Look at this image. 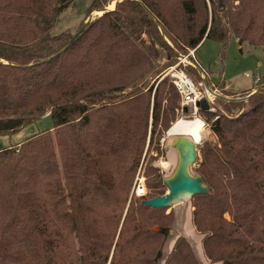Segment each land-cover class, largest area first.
Instances as JSON below:
<instances>
[{"label": "trees", "instance_id": "obj_1", "mask_svg": "<svg viewBox=\"0 0 264 264\" xmlns=\"http://www.w3.org/2000/svg\"><path fill=\"white\" fill-rule=\"evenodd\" d=\"M74 1L0 0V137L52 123L0 149V264H156L174 212L142 202L164 194L152 162L180 109L161 73L206 40L264 57V0H121L72 41L52 29ZM246 96L198 110L215 143L198 148L208 192L191 197V224L210 264H264V84ZM163 264L199 263L178 237Z\"/></svg>", "mask_w": 264, "mask_h": 264}, {"label": "rangeland", "instance_id": "obj_2", "mask_svg": "<svg viewBox=\"0 0 264 264\" xmlns=\"http://www.w3.org/2000/svg\"><path fill=\"white\" fill-rule=\"evenodd\" d=\"M89 1L90 0H76L66 9H64L60 13L57 23L52 29V33L59 34L64 32L73 35L74 37L85 23H87L90 19H93L95 16H99L96 10L109 8L110 6L108 5L107 7L88 11L87 7L89 5ZM114 2L115 0H113L112 3ZM191 51L192 50H189L188 54L185 56H180L183 57L182 63H179V59L181 58L178 57V61L175 64L163 70L160 79L163 77V74L166 70H168L170 67L176 66L178 63L179 65L177 66V69L179 70H182L186 64L193 67H198L202 71L201 78H203V81L195 86L204 94V99L208 102L209 108L215 98L234 99L241 94H245L246 92L248 93V96H251L253 93H255L256 87H258L259 84H264V57L262 48L260 46H251L247 43L239 45L236 38L232 36L228 42L227 47L221 53L220 44L212 40L204 41L196 52L195 50H193L194 55L189 57L188 55ZM189 59H191L192 62ZM189 78L192 80L190 76ZM220 83L223 85L219 86ZM205 93H209L210 96H206ZM210 110L212 111V109ZM176 114V121L171 125L168 131L165 132L164 136L160 139L159 142L160 146L163 149V154L152 162L153 166L159 169L162 178H169L173 174L178 161L177 154L175 153L176 151L172 147L175 137H170L171 134L169 130L176 122L192 120L190 119L191 116L189 110L187 112H181L178 109V111H176ZM198 118H200L205 124V134L201 141L197 142L196 145V160L199 162L200 154L198 148L201 146L202 142L208 141L211 143H215V139L210 131L209 124L207 123L206 119L200 114H198ZM51 126V120L47 116L41 117L34 122L26 125L20 131L12 134L11 136L0 137V149L9 145H16L39 131H46L47 129L51 128ZM170 153L175 156V159L174 161L171 160L173 163L170 164V168L164 169L160 166L159 162L168 161V155ZM152 155L155 156L156 154L153 153ZM171 161L169 160L170 163ZM194 165L190 169V174L192 176L196 175L193 171ZM137 176L145 179L143 171L140 169L136 174V177ZM166 191L167 189L165 187L164 194L166 193ZM187 205L189 207L191 222L190 201ZM171 229L174 230L172 226ZM195 234L197 235L196 244L198 245V248L189 239V241L193 244L192 250L200 264H210L205 259V257H203L204 259L202 258L203 255L200 252L201 246L199 247V245L203 236L198 234L197 232H195ZM162 249L163 247H161L160 250ZM204 260L206 261V263Z\"/></svg>", "mask_w": 264, "mask_h": 264}, {"label": "water", "instance_id": "obj_3", "mask_svg": "<svg viewBox=\"0 0 264 264\" xmlns=\"http://www.w3.org/2000/svg\"><path fill=\"white\" fill-rule=\"evenodd\" d=\"M121 0H115L113 8H103L101 10H96L98 15L107 13L117 6ZM90 19L85 23L78 33L72 38V41L80 34L86 25L91 21ZM183 59V57H180ZM249 97V96H247ZM197 109L203 111L209 110L208 102L205 99H202L196 103ZM187 108L183 109V112H186ZM197 143L193 142L189 138H184L178 136L174 140V147L178 155L177 165L173 174L169 178H161L159 182H162L166 185L167 191L163 195L155 196L150 199L144 200L142 203L146 207L151 208H171L174 212V222L172 227L176 232H179L177 237H183L190 244L193 249V244L189 239L180 231V218L182 214V209L186 201H190L191 197L197 194H206L208 192V186L203 184L202 178L199 175L192 176L190 174L191 167L196 163L197 159ZM156 231L163 234L164 241L162 247L164 246L165 241L172 236V229L170 228H156ZM176 240V239H175ZM174 240V241H175ZM162 257V250H160L156 257V264L158 260ZM166 258V257H165ZM164 258V260H165Z\"/></svg>", "mask_w": 264, "mask_h": 264}, {"label": "bare ground", "instance_id": "obj_4", "mask_svg": "<svg viewBox=\"0 0 264 264\" xmlns=\"http://www.w3.org/2000/svg\"><path fill=\"white\" fill-rule=\"evenodd\" d=\"M113 6H114V3L110 4L109 8L111 9V8H113ZM190 119H192V120L176 122L172 126V128L169 130V132L171 134L170 137H175L174 139H176L178 136H182V137H188L189 136L188 138L191 139L195 143L201 141V139L203 138V136L205 134L204 122L198 117L190 118ZM172 147L175 149L174 143L172 144ZM175 151H176V149H175ZM175 153L177 154V152H175ZM177 158H178V155H177ZM174 159H175V156L172 153H170L168 155V161H160L159 164L162 168L168 169V168H170V164L173 163L171 160L174 161ZM169 160L171 161V163L169 162ZM188 203H189V201H186L184 203L181 218H180V227L179 228H180V231L188 239H190L193 242V244H195V246H197L196 245L197 235L195 234L193 227L191 225V222H190L189 207L187 205ZM178 233L179 232L172 230V236L165 241L163 249H162V257L158 260L157 264H163L164 258L166 257V255L170 251Z\"/></svg>", "mask_w": 264, "mask_h": 264}, {"label": "built area", "instance_id": "obj_5", "mask_svg": "<svg viewBox=\"0 0 264 264\" xmlns=\"http://www.w3.org/2000/svg\"><path fill=\"white\" fill-rule=\"evenodd\" d=\"M193 52L194 51L192 50L188 56H193ZM182 61V59H179V63H182ZM179 63L176 66L170 67L168 70H166L163 74V77L167 76L170 78V81L172 82L179 94V110L183 112V109L187 108V111H190L191 118H195L198 117V109L196 107V103L204 99L205 96L195 86V84L192 82L189 76L186 75V73H184L181 69H177ZM205 95L208 97L210 96L208 93H205ZM144 180V178H140L139 176L135 177L134 185L132 188V194L139 197L146 195L147 191Z\"/></svg>", "mask_w": 264, "mask_h": 264}, {"label": "crops", "instance_id": "obj_6", "mask_svg": "<svg viewBox=\"0 0 264 264\" xmlns=\"http://www.w3.org/2000/svg\"><path fill=\"white\" fill-rule=\"evenodd\" d=\"M197 245V244H196ZM201 246V242H200V245H199V247ZM197 248H198V245H197ZM200 252L202 253V255H203V252H202V247H201V249H200ZM194 253V252H193ZM200 253V254H201ZM195 255V254H194ZM168 256V254L166 255V257ZM196 257V256H195ZM204 257V255L202 256V258ZM166 259V258H165ZM197 259V258H196ZM204 259V258H203ZM202 259V260H203ZM198 261V260H197ZM205 261V260H204ZM164 262V261H163ZM198 263H199V261H198ZM205 263H206V261H205ZM200 264V263H199Z\"/></svg>", "mask_w": 264, "mask_h": 264}]
</instances>
